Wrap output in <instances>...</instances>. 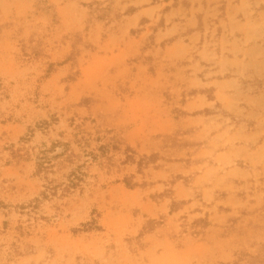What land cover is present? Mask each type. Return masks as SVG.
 Returning <instances> with one entry per match:
<instances>
[{
    "label": "rangeland",
    "instance_id": "1",
    "mask_svg": "<svg viewBox=\"0 0 264 264\" xmlns=\"http://www.w3.org/2000/svg\"><path fill=\"white\" fill-rule=\"evenodd\" d=\"M0 264H264V0H0Z\"/></svg>",
    "mask_w": 264,
    "mask_h": 264
}]
</instances>
